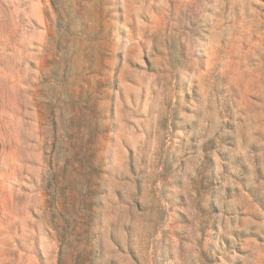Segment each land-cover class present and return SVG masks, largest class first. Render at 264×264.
I'll use <instances>...</instances> for the list:
<instances>
[{
  "label": "rangeland",
  "instance_id": "rangeland-1",
  "mask_svg": "<svg viewBox=\"0 0 264 264\" xmlns=\"http://www.w3.org/2000/svg\"><path fill=\"white\" fill-rule=\"evenodd\" d=\"M0 264H264V0H0Z\"/></svg>",
  "mask_w": 264,
  "mask_h": 264
}]
</instances>
